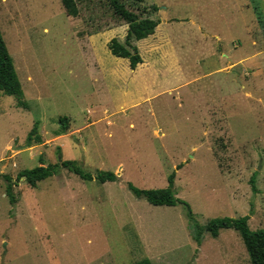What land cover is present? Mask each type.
Here are the masks:
<instances>
[{"label": "rangeland", "instance_id": "rangeland-1", "mask_svg": "<svg viewBox=\"0 0 264 264\" xmlns=\"http://www.w3.org/2000/svg\"><path fill=\"white\" fill-rule=\"evenodd\" d=\"M98 2L70 17L61 0H0L24 93L0 96V174L15 198L0 177V264H251L238 231L198 244L184 205H151L128 184L161 189L175 173L201 226L247 216L264 230V0H143L161 29L134 42L135 67L109 49L128 24ZM35 123L41 141L28 143ZM65 160L117 180L63 167L35 187L18 178Z\"/></svg>", "mask_w": 264, "mask_h": 264}, {"label": "trees", "instance_id": "trees-1", "mask_svg": "<svg viewBox=\"0 0 264 264\" xmlns=\"http://www.w3.org/2000/svg\"><path fill=\"white\" fill-rule=\"evenodd\" d=\"M127 2H129V4L124 0H99L96 4V8H105L106 12L113 15L115 19L128 24V33L125 42L122 43L118 39H113L109 43V49L114 56L128 59L131 66L135 67L142 60L134 42L144 39L155 32L159 20L154 18L153 15L159 10V8L158 6H153V8L142 6L141 3L143 0H127ZM61 3L65 12L70 17H77L79 15V4L92 7L91 0H61ZM136 6L138 7V12L135 11ZM1 95L15 96L18 99L19 104H23L21 101L24 95L22 85L19 81L12 57L8 52L0 30V96ZM60 122L62 129L65 130L68 126L67 118H62ZM37 129L38 124L35 123L27 137L28 143H31L34 136V139L37 142L41 141ZM59 167L67 169L69 172L79 176L85 181H92L95 179L101 183H105L107 181L111 182L117 180L116 175L110 171H98L96 174H91L84 169L82 164L75 160H65L58 164L47 166L40 165L32 169H25L19 173L18 178L25 177L26 182L35 187L39 181H43L53 176ZM0 177H3L8 182L6 193L10 198V201L13 203L15 198L12 191V179L8 175L0 174ZM174 180L175 173L168 177V186L165 188L140 189L131 183L128 184V188L137 198L144 199L151 205H184L188 211V218L191 222L192 232L195 234L194 239L198 244H200V237H202L203 231L208 232L212 237H218L220 231L224 229H234L238 231L245 243L251 264H264V230H251L248 225L249 217L247 216L239 218H214L209 220L204 227L201 226L195 220L189 204L176 196ZM251 183L254 184L253 180H251ZM253 189L255 190V186H253ZM135 264H151V262L150 260L145 259Z\"/></svg>", "mask_w": 264, "mask_h": 264}, {"label": "crops", "instance_id": "crops-1", "mask_svg": "<svg viewBox=\"0 0 264 264\" xmlns=\"http://www.w3.org/2000/svg\"><path fill=\"white\" fill-rule=\"evenodd\" d=\"M159 26H161V25H158V28H160L161 29V27H159ZM162 31V30H161ZM162 34H163V31H162Z\"/></svg>", "mask_w": 264, "mask_h": 264}, {"label": "water", "instance_id": "water-1", "mask_svg": "<svg viewBox=\"0 0 264 264\" xmlns=\"http://www.w3.org/2000/svg\"><path fill=\"white\" fill-rule=\"evenodd\" d=\"M22 178H25V177H22Z\"/></svg>", "mask_w": 264, "mask_h": 264}]
</instances>
